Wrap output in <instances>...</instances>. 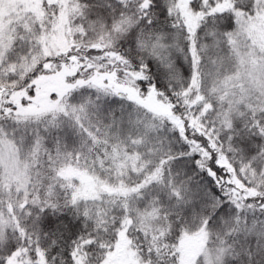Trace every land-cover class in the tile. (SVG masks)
<instances>
[{
	"label": "snow or ice",
	"instance_id": "1",
	"mask_svg": "<svg viewBox=\"0 0 264 264\" xmlns=\"http://www.w3.org/2000/svg\"><path fill=\"white\" fill-rule=\"evenodd\" d=\"M0 264H264V0H0Z\"/></svg>",
	"mask_w": 264,
	"mask_h": 264
}]
</instances>
